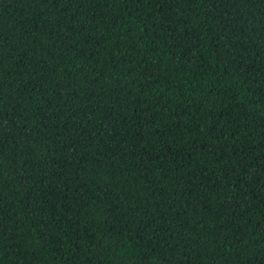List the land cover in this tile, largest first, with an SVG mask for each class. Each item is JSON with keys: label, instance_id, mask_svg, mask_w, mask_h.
Wrapping results in <instances>:
<instances>
[{"label": "trees", "instance_id": "obj_1", "mask_svg": "<svg viewBox=\"0 0 264 264\" xmlns=\"http://www.w3.org/2000/svg\"><path fill=\"white\" fill-rule=\"evenodd\" d=\"M0 264H264V0H0Z\"/></svg>", "mask_w": 264, "mask_h": 264}]
</instances>
